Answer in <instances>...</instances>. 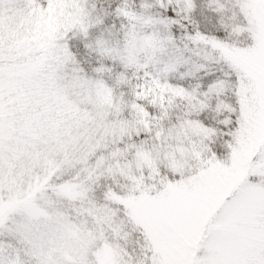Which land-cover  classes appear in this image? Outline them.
I'll return each instance as SVG.
<instances>
[{
  "label": "snow or ice",
  "instance_id": "1",
  "mask_svg": "<svg viewBox=\"0 0 264 264\" xmlns=\"http://www.w3.org/2000/svg\"><path fill=\"white\" fill-rule=\"evenodd\" d=\"M0 264H264V0H0Z\"/></svg>",
  "mask_w": 264,
  "mask_h": 264
}]
</instances>
